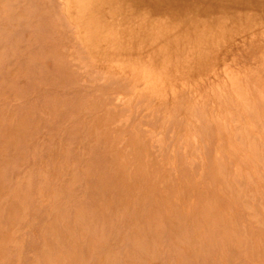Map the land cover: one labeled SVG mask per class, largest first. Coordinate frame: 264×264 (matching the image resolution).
<instances>
[{
  "label": "rangeland",
  "instance_id": "374dc122",
  "mask_svg": "<svg viewBox=\"0 0 264 264\" xmlns=\"http://www.w3.org/2000/svg\"><path fill=\"white\" fill-rule=\"evenodd\" d=\"M126 2L148 16L142 39H124L145 62L161 59L146 38L172 50L175 33L214 29L209 66L179 62L178 100L95 66L66 0H0V264H264V0ZM224 66L239 70L232 96Z\"/></svg>",
  "mask_w": 264,
  "mask_h": 264
},
{
  "label": "bare ground",
  "instance_id": "6f19581e",
  "mask_svg": "<svg viewBox=\"0 0 264 264\" xmlns=\"http://www.w3.org/2000/svg\"><path fill=\"white\" fill-rule=\"evenodd\" d=\"M84 1V2H83ZM66 0V5L65 7L67 8L66 9V15L69 17L67 18V20L69 19L70 21H72L73 23V26H75L76 29H74L75 33L77 34V37H79L78 42H81L82 45H83V50L85 48V50H87L88 52V56L91 57V59L93 60V64L97 67H99L101 70L105 71L106 73L109 72V70H115L116 71V78L113 77V80L116 82L119 80H121L119 83L120 84H124L128 86V90H131V92L134 94V95H141V98L143 97V94H146V95H156V99H158L159 97L158 96H163V94L165 95L167 92V90H169L168 94L170 95L171 91L172 90V94H171V99L172 100H175L176 96H178V94L180 92H182V90L184 91V89H180L181 91L179 92L178 90H174L173 88V75H175L177 72V69H178V66H180L179 62L182 60V59H185L186 62H188L187 64L189 66L192 67V69L190 70L191 73H195V72H200L201 70H203V68H206L207 66H209L210 62H205L204 59L206 58V56L203 57V54L204 52H206L207 50H211L210 47H211V42H213V40L215 39L214 37H212L211 35L214 34V29L213 28H210V27H203L201 28L200 30L198 28H193V30L189 31V30H186V33H185V38H180L178 35V33H175L177 34L176 35V45L175 47L171 50H169V44L167 41H165L167 38L166 36H164L163 34H161L162 36L164 37H161L160 39H157V38H154V39H151V40H148V38H146V41L147 43L149 42L151 48L153 49V54H159L161 53V59L158 61V62H155L153 59H151L149 57V61L145 62L143 61L141 58H138V57H135L134 55L130 54V53H127L124 48H126V45L128 44H131L133 43V41L135 39H142L143 36L140 35V31L141 29L138 28V23L140 21H144L145 20V17L148 18L147 14H146V10L144 11V9H140L142 12V14H140V11L138 12L139 13V16L138 14L135 15V11L133 12V10H130L131 8H136L135 5H128L126 4L127 2L126 1H134V0ZM123 1V2H122ZM146 1V0H145ZM157 1V0H156ZM181 1V0H180ZM207 1V0H206ZM228 1V0H227ZM81 2L87 4L88 6V12L87 11H84L83 8H81L80 5ZM117 2V3H116ZM119 2H121L119 4ZM164 2V1H163ZM166 2V1H165ZM215 2V1H214ZM222 2V1H221ZM226 2V1H225ZM154 3V2H153ZM177 3V2H176ZM230 3V1H229ZM102 4H107L109 5V10L107 12V15L105 17V21L103 20V22L101 24H98L96 27H92L91 26V19L94 18L95 14L97 15V11L98 9L100 8V6ZM166 4V3H165ZM197 4V3H196ZM228 4V3H227ZM168 5V4H167ZM165 5V6H167ZM177 5V4H176ZM190 5V4H189ZM193 5V4H192ZM221 7L223 4H220ZM138 6V5H137ZM142 6H144V3L142 4ZM164 6V7H165ZM194 6V5H193ZM191 6V7H193ZM197 6V5H196ZM145 7V6H144ZM172 7V6H171ZM160 8V7H159ZM121 9V11H120ZM126 9V10H125ZM155 9V8H154ZM154 9L152 11H154ZM166 9V7H165ZM172 9H174L172 7ZM171 9V10H172ZM178 9L177 11H179L180 9L179 8H176ZM188 9V8H187ZM124 10V11H122ZM139 10V9H138ZM150 12V13H155L154 12ZM159 11V9H158ZM164 11V10H163ZM176 11V12H177ZM157 12V11H156ZM168 12V11H167ZM175 12V13H176ZM180 12V11H179ZM191 13V12H190ZM195 13V12H194ZM194 13H192L194 15ZM156 14V13H155ZM157 14H161L160 12H158ZM169 13H167L168 15ZM186 14V13H185ZM191 14V15H192ZM256 14V13H255ZM174 15V14H173ZM184 15V14H183ZM181 15V17L183 16ZM192 15V16H193ZM138 16V17H137ZM141 16H143L144 18H142ZM153 16V15H152ZM164 16V15H163ZM166 16V15H165ZM176 16H177V13H176ZM186 16V15H185ZM116 17H120V23L118 22V20L116 19ZM155 17V16H153ZM162 17V15H161ZM173 17V16H172ZM180 17V18H181ZM146 18V19H147ZM168 18V17H167ZM174 18V17H173ZM190 18V17H189ZM253 18V17H252ZM110 21H109V20ZM160 19V18H159ZM175 19V18H174ZM179 19V18H178ZM177 19V20H178ZM183 19V18H182ZM197 19V17H196ZM87 20V21H86ZM122 20V21H121ZM171 20V18L169 19ZM204 20V19H203ZM181 21V20H180ZM186 21V20H185ZM187 21H188V17H187ZM159 22V21H158ZM157 21L155 23H158ZM183 22V20H182ZM153 23V22H152ZM157 27L158 25L155 24ZM178 23H179V20H178ZM70 24V22L68 23ZM71 24V25H72ZM164 24V22H163ZM171 24H174V22L172 21ZM180 24V23H179ZM206 24V23H205ZM153 25V26H154ZM171 26H176L175 24L174 25H171ZM184 26V25H183ZM187 26V25H186ZM193 26V25H192ZM155 28V27H154ZM176 29H174V32H177L179 31L180 32V28H177L175 27ZM258 28H263V27H258ZM162 29V28H160ZM152 32H157V31H154L153 29H150ZM144 32H147L145 30H143ZM199 32L202 33V36L200 34H198ZM188 33H192V36L191 37H187L186 38V34ZM260 33V31H259ZM183 35V34H182ZM258 36V34H257ZM75 37V38H77ZM262 37V36H261ZM127 38V41H128V44L124 41V39ZM178 38V39H177ZM254 38V37H253ZM212 40V41H211ZM248 40V39H247ZM251 40V39H249ZM178 41H181V43H178ZM264 42V40H262ZM218 42V41H217ZM257 42V41H256ZM261 43V42H260ZM80 44V43H79ZM259 44V43H258ZM81 45V46H82ZM264 45V43H263ZM214 46V45H213ZM143 48V46H141ZM264 48V47H263ZM155 50V51H154ZM264 50V49H263ZM85 52V51H84ZM210 52V51H209ZM209 57V56H208ZM207 57V58H208ZM262 58V56L260 57ZM206 60V59H205ZM257 60V59H256ZM88 61V60H87ZM208 61V60H206ZM211 61V60H210ZM264 61V60H261V62ZM202 62V63H201ZM260 62V61H259ZM208 63V64H207ZM232 63V62H231ZM84 64V63H83ZM226 64V63H225ZM260 64V63H259ZM205 65V66H203ZM228 65V63H227ZM237 65V64H236ZM263 65V63H262ZM260 64V66H262ZM222 66H223V63H222ZM221 66V67H222ZM233 66V65H232ZM196 67V68H195ZM229 67V65H228ZM240 67V66H239ZM86 68V67H85ZM171 68L173 69L174 68V73L171 72ZM213 67H211L212 69ZM215 68V67H214ZM213 68V70H214ZM232 68V67H231ZM210 69V68H209ZM219 69V68H218ZM222 69V68H221ZM230 69V68H228ZM227 69V66L221 70L222 73L226 76H228V80L229 81V84L230 85H233L232 86V89L234 90L233 87L237 88L236 85H237V82L239 80H237V82L234 80V79H239L238 78V73H236V71H239V70H235V72L233 73L231 70H228ZM238 69V68H237ZM216 70V69H215ZM220 70V69H219ZM262 70V69H261ZM188 73V71H185ZM211 71L209 70V73ZM216 72V71H214ZM214 72L212 73V75L214 74ZM249 72V71H248ZM247 72V73H248ZM255 72V71H254ZM113 73V71L111 72V74ZM191 73H188V74H191ZM201 73V72H200ZM206 74V77L208 76V74ZM220 73V71H219ZM240 73V72H239ZM244 73V72H243ZM251 72H249L250 74ZM256 73V72H255ZM258 73V71H257ZM262 73V72H261ZM110 74V75H111ZM218 74V73H216ZM215 74V75H216ZM245 74V73H244ZM106 75V74H104ZM115 75V74H114ZM113 75V76H114ZM177 75V74H176ZM247 75V74H246ZM245 76V80L242 78L244 76L241 77V80H242V83H240V85H243V88L249 84V81H247V77L248 76ZM257 75V74H256ZM190 76V75H188ZM217 76V75H216ZM219 76V74H218ZM225 76V77H226ZM213 77L216 79V77L213 75ZM112 78V77H111ZM115 78V79H114ZM124 78V79H122ZM186 77H183L182 80H185ZM195 78V77H194ZM198 78L200 79L201 76L198 75ZM204 80L206 81L205 79V75L203 76ZM208 78V77H207ZM249 78L252 79V77L249 76ZM257 78V77H256ZM209 79V78H208ZM214 79V80H215ZM222 79V78H221ZM250 79V80H251ZM94 80V79H93ZM191 80V79H190ZM194 80V79H193ZM193 80H191L193 82ZM201 80V79H200ZM199 80V81H200ZM202 79V81H204ZM217 80V79H216ZM215 80V81H216ZM257 80V79H256ZM179 81V79H178ZM188 81V80H186ZM201 81V82H202ZM214 81V82H215ZM223 81V80H222ZM248 82L247 85H245L246 83L245 82ZM260 81V79H259ZM101 82V80L99 81ZM175 82V81H174ZM182 82V81H181ZM189 82V81H188ZM188 82H183V85L182 86H185L184 88H187L189 89L190 91V95L192 94L193 98L196 99V97H200V88H197L199 86H196V88L192 87L191 85L188 84ZM196 82V81H195ZM194 82V84H195ZM206 82H209L208 80ZM217 82V81H216ZM215 82V83H216ZM257 83V81H255ZM205 83V82H204ZM203 83V85H204ZM211 83V82H209ZM221 83V81H220ZM226 83V82H224ZM244 83V84H243ZM118 84V83H117ZM140 84H142L140 86ZM253 84V83H252ZM250 84V85H252ZM260 84V83H259ZM179 85V84H178ZM177 85V86H178ZM199 85V84H198ZM210 85V84H209ZM219 85V84H218ZM227 85V84H226ZM261 85V84H260ZM195 86V85H194ZM205 86V85H204ZM225 86V84H224ZM223 86V87H224ZM254 86L255 83H254ZM220 87V85L218 86ZM228 87V86H227ZM230 87V86H229ZM228 87V91L230 90V88ZM257 87V86H256ZM255 87V88H256ZM211 88V86H210ZM209 88V89H210ZM216 88V86H215ZM222 88V87H220ZM243 88H241L243 90ZM248 88V87H247ZM178 89V88H177ZM225 92L227 91V88H225ZM224 89L220 90V91H223V94L224 96H226L228 94V96H232V94H234V92L238 93V90H234L233 92H231L232 90L224 93ZM239 89V88H238ZM252 89H254L253 85H252ZM251 89V91H252ZM203 90V88H202ZM216 92L218 93V89H215ZM255 91H257V95L259 94V91L257 89H254ZM253 90V91H254ZM241 91V90H240ZM247 91V90H246ZM250 92V89L248 90ZM247 91V94H249V92ZM252 91V93H253ZM254 91V93H255ZM178 92V93H176ZM213 94L215 91H213ZM215 92V93H216ZM230 93H232L230 95ZM240 93V92H239ZM251 93V94H252ZM183 94V93H182ZM181 94V96H182ZM222 94V93H221ZM226 94V95H225ZM244 94V91L243 93ZM256 94V93H255ZM145 95V96H146ZM185 95V94H183ZM241 96V94H239ZM245 95H246V92L244 94V98H245ZM130 96V95H129ZM133 96V95H132ZM144 96V97H145ZM149 96V97H150ZM167 96V95H166ZM203 96V95H202ZM218 97V94L216 95ZM220 96V95H219ZM224 96H222L223 98V101H224ZM237 96V95H236ZM249 96V95H247ZM246 96V97H247ZM253 96V94L251 95ZM260 96V95H259ZM117 97V96H116ZM119 97V96H118ZM134 97V96H133ZM143 97V98H144ZM148 97V96H147ZM148 99H151L149 98ZM164 97V96H163ZM174 97V99H173ZM264 97V95H263ZM262 97V98H263ZM127 98V97H126ZM146 98V97H145ZM165 98V97H164ZM164 98H161V99H164ZM168 98V97H167ZM178 98H181V97H177V100ZM208 98V97H207ZM211 98V97H210ZM209 98V99H210ZM232 98L234 99L235 98V95H233V97H231L230 99V102L232 101ZM238 98V97H237ZM235 98L234 101H232L233 103L235 101H239L240 99L242 100V98ZM253 98V97H252ZM160 99V98H159ZM159 99L156 101V102H159ZM170 99V98H169ZM169 99H167L166 101H168ZM183 99H184V96H183ZM200 99H202L200 97ZM206 99V98H205ZM219 99V98H218ZM229 99V98H228ZM237 99V100H236ZM248 99V98H247ZM261 99V97L259 98V100ZM138 100V99H137ZM165 100V99H164ZM176 100V101H177ZM121 101V100H120ZM128 102V100H126ZM130 101V99H129ZM139 101V100H138ZM174 101V102H176ZM214 101V100H213ZM217 101V99H216ZM126 102V103H127ZM169 102V101H168ZM194 102V101H193ZM192 102V103H193ZM196 102V101H195ZM194 102V103H195ZM225 102V101H224ZM125 103V101H124ZM135 103V102H134ZM170 103H172V101L170 100L169 102V105ZM223 103V102H222ZM260 103V102H259ZM167 104V103H166ZM221 104V103H220ZM243 103H241L242 105ZM223 105V104H222ZM240 105V106H241ZM153 107V105H152ZM212 108V107H210ZM243 108H244V104H243ZM246 108V107H245ZM254 108V107H253ZM138 109V108H137ZM234 110V109H233ZM237 111V110H236ZM245 111V110H244ZM238 113V112H237ZM240 113V112H239ZM245 113V112H244ZM222 114V113H221ZM242 114V113H241ZM227 116V115H226ZM221 118H223V115L220 116ZM225 118V117H224ZM227 118V117H226ZM258 118V117H257ZM197 121V120H196ZM199 123V122H198ZM235 124V123H234ZM239 124V123H238ZM198 133V132H197Z\"/></svg>",
  "mask_w": 264,
  "mask_h": 264
}]
</instances>
